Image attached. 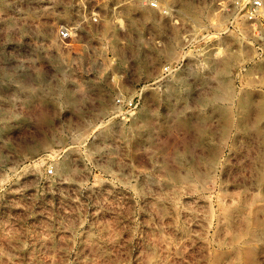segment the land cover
I'll use <instances>...</instances> for the list:
<instances>
[{
    "label": "rangeland",
    "instance_id": "374dc122",
    "mask_svg": "<svg viewBox=\"0 0 264 264\" xmlns=\"http://www.w3.org/2000/svg\"><path fill=\"white\" fill-rule=\"evenodd\" d=\"M144 1L0 0V264H264V22Z\"/></svg>",
    "mask_w": 264,
    "mask_h": 264
},
{
    "label": "built area",
    "instance_id": "2783aa9c",
    "mask_svg": "<svg viewBox=\"0 0 264 264\" xmlns=\"http://www.w3.org/2000/svg\"><path fill=\"white\" fill-rule=\"evenodd\" d=\"M143 3L153 8H159L156 1L146 0ZM233 3L246 20L260 23L264 22V0H233ZM166 11L167 10H164V12ZM59 35L63 38H67L70 36V31L66 27H61ZM126 105L130 108L132 106V101H129ZM48 172H51V170L48 169Z\"/></svg>",
    "mask_w": 264,
    "mask_h": 264
},
{
    "label": "bare ground",
    "instance_id": "6f19581e",
    "mask_svg": "<svg viewBox=\"0 0 264 264\" xmlns=\"http://www.w3.org/2000/svg\"><path fill=\"white\" fill-rule=\"evenodd\" d=\"M225 104V103H224ZM228 104V103H227ZM232 105V104H231ZM202 178V177H201ZM180 182V181H179ZM244 239V238H243ZM240 242V241H239ZM247 242V241H246ZM238 244V243H237ZM212 256V255H211ZM211 258V257H210ZM241 263V262H240Z\"/></svg>",
    "mask_w": 264,
    "mask_h": 264
}]
</instances>
